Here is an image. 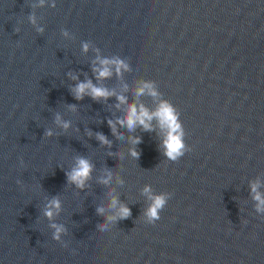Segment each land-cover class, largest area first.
I'll list each match as a JSON object with an SVG mask.
<instances>
[{
  "label": "water",
  "instance_id": "water-1",
  "mask_svg": "<svg viewBox=\"0 0 264 264\" xmlns=\"http://www.w3.org/2000/svg\"><path fill=\"white\" fill-rule=\"evenodd\" d=\"M116 58L128 68L98 78ZM89 80L115 95L77 100ZM142 82L158 95L137 96ZM161 102L191 148L176 162L155 118L117 122ZM78 158L83 188L66 175ZM253 183L264 196V0H0V264H264ZM146 186L169 196L155 224ZM121 204L131 216L109 221Z\"/></svg>",
  "mask_w": 264,
  "mask_h": 264
},
{
  "label": "clouds",
  "instance_id": "clouds-1",
  "mask_svg": "<svg viewBox=\"0 0 264 264\" xmlns=\"http://www.w3.org/2000/svg\"><path fill=\"white\" fill-rule=\"evenodd\" d=\"M43 2V0H41ZM30 21L35 24V17L30 16ZM19 31V29H16ZM42 31V29H39ZM65 35L68 33L65 32ZM83 48L85 51L88 49V44L84 43ZM99 59V58H98ZM100 65L102 68L94 69L95 72H98V78L109 77L111 75V71L109 69V65H115L117 73H120V70L127 69L128 65L125 64L122 60L116 59H102L99 60ZM147 90L148 94L152 95L153 97L158 95V92L155 90V87L152 82H142L141 86L137 90V96L142 95ZM75 98L77 100L82 99L84 95H91L93 99L99 98H108L109 96L115 95L114 92L109 91L106 88L96 87L92 84L89 80L87 82H81L76 85L73 89ZM117 99L123 103L125 101V97L123 95H119ZM156 119L159 123L160 128L164 131L165 135L162 140V146L164 148V156L167 160L176 162L182 156L185 155L186 152L191 151V148L185 142V131L183 128L182 121L180 120V114L176 111L174 106H172L168 102H161L159 107L155 112H149L143 105L137 108L135 104L130 105L127 115L124 118H118L117 122L122 125L126 126L129 131L134 130L137 125H141L144 130L151 131V121ZM57 123H60V118L57 116L56 118ZM109 127L112 129L113 133L116 134V127L113 121H108ZM68 123H64L63 127L66 129L68 128ZM46 136H51L52 133L50 130H46ZM97 139L104 144H108L109 141L102 133H97ZM133 144L140 143V138L135 137L132 138ZM131 155L134 158H139L140 153L135 151V149L131 150ZM23 161H21V164ZM92 170V165L89 163L88 160L84 158H78L76 166L68 173H66L68 181L74 183L77 187L83 188L85 182L90 178V173ZM111 178V173L109 172L108 175L102 178L103 183H108L109 179ZM19 183V182H18ZM259 185L258 183H253L251 185L252 192L254 193V200L257 201L256 211L258 213L264 212V196L261 195L257 191ZM144 192L148 195V198L151 200V204L145 209L144 215L146 217L147 224H155L160 217L161 211L165 208L168 203L169 196L168 194H158L153 195L151 193L150 187L146 186ZM118 201L116 197L112 198L110 207L116 208ZM60 202L57 198H53L48 205V208L45 212V215L49 218L53 216L52 209H59ZM97 212H103L102 207L97 208ZM131 216V210L127 206L121 204L118 211L114 216H109L107 219L109 221H114L116 219H126ZM55 228V232L53 234V239L59 240L60 234L64 231L63 226H58L56 224L52 225ZM100 231L104 232L106 230L107 225L102 224L99 226Z\"/></svg>",
  "mask_w": 264,
  "mask_h": 264
}]
</instances>
